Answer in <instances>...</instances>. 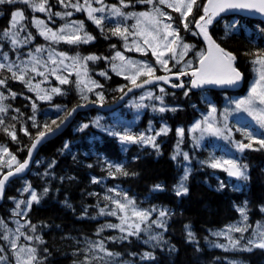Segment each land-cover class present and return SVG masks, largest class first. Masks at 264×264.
I'll return each mask as SVG.
<instances>
[{"label":"trees","instance_id":"obj_1","mask_svg":"<svg viewBox=\"0 0 264 264\" xmlns=\"http://www.w3.org/2000/svg\"><path fill=\"white\" fill-rule=\"evenodd\" d=\"M70 1L82 5L81 0H64V3L68 4ZM108 1L120 5L125 14L143 9L151 10L154 5L161 7L172 17L182 42L191 46L186 56H193L195 50L204 48L200 37L193 33H196L195 20L203 14L206 0H197L193 12L187 16L188 30L181 23L179 13L159 4V0H153L152 4L143 0ZM31 2L32 0L26 4L23 0H17L16 3L0 4V59L4 61L3 64H16L17 58H23L40 47L63 52L67 57L96 56L99 59L89 61L88 75L96 78L101 87H93L91 92L86 90L87 95L84 96H87V100H84L83 93L77 90L75 77L71 74L69 83L58 82L60 94L50 91L51 99L41 100L35 92L29 90L24 81L13 79L12 72L7 67L0 69V80L5 81L0 85V91L6 107L2 117L4 124L0 125V145L13 152L17 161L24 159L38 132L45 131V123L53 127V120L58 123L78 103L113 101L129 84L125 77L110 73L111 64L115 61L112 59L115 51L124 48L126 43L123 37L113 35L111 29L119 25L132 31L131 16L103 19L101 30L88 19L85 11H76L71 7V16H56L54 11H34L30 6ZM62 5L60 0H47L46 7L62 11L66 8ZM15 11H21L24 15L19 24L22 32L28 35L29 45L14 46L11 35H5L6 31L10 33L12 13ZM36 15H42L55 26L75 18L84 23V31L94 36V39L79 44L46 39L40 35L33 23ZM233 17H239V22L236 23L238 26L226 34L225 21H230ZM210 33L221 46L234 53L236 66L244 74L242 92L245 91L254 74L252 60L257 52L264 50V24L237 15L221 16L212 23ZM132 38L129 35L127 42ZM135 54L153 62L155 72L162 71L150 53ZM5 55L7 59L4 58ZM169 68L171 71L181 70L173 59H169ZM101 72L110 73L109 77L100 76ZM144 77L141 76L138 80ZM164 91L165 95L160 99H157V91L151 97H146L143 113L131 130H124L123 126L118 129L120 132L129 131L138 136L148 131L149 124L159 126L166 122L170 130L163 134L166 141L164 145L157 146L162 134L154 140V144L121 142L118 136L109 135L94 124L100 111L87 108L79 111L62 133L39 146L30 172L26 177L10 181L0 203V221L6 222L4 228L0 225V249L6 252L9 263L16 264L9 247V236L7 235V240L3 239L4 231L7 232L13 225L14 199L21 195L23 183L28 179L30 185L36 189L39 202L33 201L28 206L20 240L35 249L34 264H83L86 256L92 253L90 241L93 240L99 241L115 260L129 264H264V248L254 247L251 251L226 250L214 245L225 239L212 232L215 228L238 219L239 205L244 206L248 212V230L242 233L245 240L251 236L257 220H261L264 226V211L261 210L264 205V148L256 143V140L264 139V128L260 127L252 142L253 147L240 152V163L248 166L247 180L230 177L221 169L211 168L208 164L211 158L208 150L194 144V147L189 148L195 154L191 155L187 179L184 181L189 191L187 195L177 196L176 185L185 175L186 167L180 153L173 159V145L181 141L176 135V126L186 129L207 108L208 96L220 107L223 95L212 90L189 89L186 91L187 95L184 90ZM13 93L16 95L13 96ZM96 93L103 95L102 101ZM33 104L36 105L35 109ZM58 106L59 109L56 108ZM161 108L165 110L160 111ZM105 122L103 120L102 125ZM85 124L88 127L84 128ZM4 128L14 130L16 140ZM21 129H26L28 134ZM185 133L181 150L189 147V137ZM233 135L236 140L248 143L242 131L234 128ZM109 164L123 165L128 175L116 173L114 167L109 168ZM8 168L5 165L0 166V175ZM221 183L224 184L222 189ZM156 185L161 187L156 188ZM113 195L133 197L138 206L153 210L148 221L151 226L154 225L152 221L158 213H166L163 227H159L161 238L155 245L147 243L146 235L141 231L128 235L127 223L122 225L125 228L123 232L118 227H107L121 225L119 217L98 215L100 207L111 206ZM186 225L189 227L186 228ZM189 231L192 232V238L188 236ZM36 237L40 239L37 240ZM145 253L150 256L146 257ZM232 259L237 262L230 261Z\"/></svg>","mask_w":264,"mask_h":264},{"label":"snow or ice","instance_id":"obj_2","mask_svg":"<svg viewBox=\"0 0 264 264\" xmlns=\"http://www.w3.org/2000/svg\"><path fill=\"white\" fill-rule=\"evenodd\" d=\"M17 0H0V4L4 3H16ZM24 3H29L30 0H23ZM63 4L64 0H60ZM123 2V0H122ZM143 2L152 4L153 0H143ZM97 3H102V0H97ZM159 4L165 5L167 8H171L173 11L178 12L181 17V23L184 24L185 30H188V23L186 22V18L189 14L193 12L194 5L197 4V0H159ZM47 0H40L39 3H35V0H32L30 6L33 8L34 11L45 12L50 11V8H46ZM76 11H85L88 15V19L92 20L97 27H100L103 30V17L98 18L94 13H102L105 11L103 7L101 8H93L91 6L90 0H85L83 5L75 4L72 5ZM247 11L250 13H258L264 16V0H207V3L203 5V15L199 17V19L195 20L196 27L199 29V34L204 37V40L207 44V51H201L197 53L199 58V68L193 69L191 71V76L193 77L191 84L192 87H200L205 84L211 85H231L235 86L238 84L239 81L242 79V74L234 67V61L236 57L229 51H226L223 47H221L216 41L209 35L208 26L211 25L215 18L219 17L221 13L226 11ZM111 15L114 16H134L136 17V24L132 25V31H130L127 27L121 28L119 25L111 29L113 35H119L124 38L127 42L128 36L132 35L133 37H140L143 41V46L133 40V45L136 51L143 52L145 51V47L151 50V54L155 57L156 63L159 64L165 72L171 71L168 67L169 65V58L176 60L177 63L183 59L184 55L190 50L191 46L188 44H183L179 32L176 28L173 27L171 23H165L161 17H166L167 20L171 21L172 17L167 15L164 11L160 8L153 6V10L151 12H140L138 14H125L121 11L120 8L112 6ZM56 16H71V12H67L61 14L59 12L55 13ZM24 18V15L21 11H15L12 13V28H15L16 25L19 23L20 20ZM34 23L37 25L43 24L42 21L34 20ZM238 25L233 23L232 25L226 26V34L231 31L232 29L236 28ZM83 33V35H81ZM196 35L197 33H193ZM5 35H12V43L15 45L17 40L14 38V34L9 32H5ZM40 35L45 36L46 39H51L54 42L64 41L68 44H79V43H88L94 39V36L84 31V23L82 21H74L71 25L65 24L63 28L59 29L58 31H53L52 29L45 28L43 31L40 32ZM179 49V51H178ZM42 49L37 48L36 51L40 52ZM166 54H171L169 58H165ZM55 55L59 56L60 59L56 60L53 58V54L50 53L49 60L53 64L57 65H64L67 69L69 66L64 64V60L68 59L65 53H55ZM179 57V59H177ZM7 59V56L4 57ZM73 64L71 67L73 69H80L83 68V75H87V66L86 64H82L81 61H95L99 59L96 56H87V57H80L79 55L75 57H71ZM113 60L119 59L121 62H125V57L120 53L116 52L115 57L112 58ZM34 64L32 67L33 72H37L35 64L40 63L33 57ZM192 62L188 61V67H191ZM252 64L256 67L254 70L256 71L258 78L252 83L248 95L246 98L238 100L235 102V109L237 111H244L247 112L249 116L255 120L256 124H258L261 128H264V50H261L255 54V58L252 60ZM7 67L8 71L12 72V78L24 81L26 85H28L29 90H35L39 88V84L35 85V88L31 85L30 80L25 79V70L20 69L19 73L13 71V65L8 64L5 65L0 63V69H4ZM133 69L131 74L125 75V79L129 80L133 87L139 88L143 85L138 83L137 80L141 76H146L148 79L143 81V84L151 83L153 80H163L165 83H168V78L166 76H157L155 75V69L153 66L146 62H137L128 60L126 63H122L121 65H116L115 63L112 64L113 71H116L118 75L123 74L127 69ZM52 74L56 75L57 69L53 68L50 70ZM38 75L43 76V72H37ZM71 74V73H69ZM187 73L181 69L178 73L179 76L186 75ZM81 72L79 70L76 71V84L79 90L83 93L86 89L88 92L93 90V87H101V85L97 84L96 81L93 80H83L81 78ZM100 75H106V73L101 72ZM56 79L59 80L60 84H67L69 80L67 77L56 75ZM5 83L4 80H0V85ZM173 87H183V84L180 85H173ZM131 91V89H129ZM164 91V89H161ZM51 93L53 94H60L61 89L59 88H52ZM188 93L185 92V95ZM13 96L16 94L13 93ZM98 98L102 101L103 95L101 93H96ZM149 97L152 96V93L147 94ZM37 98L41 100H50L51 95L45 94L40 95L39 92L37 93ZM4 99L2 93H0V101ZM82 99L87 100V96L82 95ZM143 99V97H141ZM159 99V97H157ZM141 107L143 105H140ZM36 105L33 104V108L35 109ZM164 108H161L160 111H164ZM74 111V109H73ZM6 112V107L3 104H0V113ZM216 113V108L211 107L208 116L205 117L203 121L196 122L192 128L189 130L191 132H195L200 130L202 133H207L209 135L214 136H223L224 130L218 128L214 124V114ZM67 115H71V112H68ZM15 119V117H13ZM65 118L60 120V123L57 124L56 120L52 121V124L56 126V129L60 127L61 124L65 122ZM4 124V120L0 119V125ZM33 126H36L35 124ZM96 126L101 127L103 131H106L109 135L118 136L121 142H130V143H152L155 140L154 136L146 137L143 134L138 136L131 134L129 131L120 132L119 130H111L108 128H103L100 125L99 121H96ZM45 131H39L36 139L34 140L31 148L29 149V156L32 154V150L36 148L37 144L41 142L43 138L46 137L48 133L54 132L55 129L50 127L47 123L44 124ZM84 128L88 127L87 124L83 125ZM14 129V126H12ZM7 132L13 140H16L15 131H9L8 128L3 129ZM27 135L28 132L26 129H21ZM237 131H242V134L248 140V143H244L242 141L236 142V147L240 152H243L245 149H250L253 147V140L255 136L251 132L243 131L242 129H237ZM167 129H161V132L156 133V135H160L161 133H166ZM177 134L183 136V129H177ZM231 133L229 132L228 136H225V139L230 137ZM256 143L260 145L261 148H264V139L256 140ZM156 146V145H154ZM67 147V144L65 145ZM0 153H7L11 159L8 161V167L11 168L12 163L16 162V157L8 152V149L2 145H0ZM175 159V157H173ZM185 159H188L187 154H185ZM29 161L26 159L23 163H18V166L15 168V172L19 173L23 171L26 166L28 165ZM208 164L211 168L214 169H221L222 171L226 172L228 176L235 177L237 179L247 180L249 177L247 175V165L240 164L234 158H216L211 157L208 161ZM115 168L116 173H120L123 175H128L127 171H125L124 166L121 164H109V168ZM188 170H185V175L181 178V181L177 185L176 195H187L189 189L185 186L184 181L187 179ZM14 173L9 171L7 175L4 176L3 179H0V192L3 191L5 182L8 180L10 176ZM112 174L111 172L109 173ZM95 182V181H94ZM156 188H160V185H156ZM224 184L221 183L220 188L222 189ZM28 189H25L27 191ZM47 192V189H45ZM106 199H108L106 197ZM39 202V197L35 192L31 194V200L27 203L31 206V203ZM116 204L117 209L121 213H126L129 206L133 205V201L125 197V202H121L118 200L112 201ZM17 208H19V204H17ZM264 211V207L261 209ZM244 219L247 220L248 217L245 213V208L239 209ZM104 210L101 209V214H103ZM132 216L136 218V222L130 223L129 217L127 215L119 217L121 219V225H107V227L113 228H120L123 232L125 228L122 227L123 224L127 223L128 225V235H135L139 233L141 229V223H144L149 219L150 212L148 210H138L134 206L131 209ZM109 215H116V211L113 210L112 212L108 213ZM166 213L164 211L160 212V216L164 217ZM152 223L157 224L158 227H163L162 222H158L153 220ZM3 224V221H0V225ZM188 228L189 226H185ZM261 227L258 226L257 230L253 231V235L251 238L248 239V245L264 248V230H260ZM134 229V231H133ZM34 230V229H33ZM247 226L243 228L232 226L229 228V231H237V232H245L247 231ZM224 233H215V235H223ZM23 235V233H21ZM189 238H192V232H188ZM26 239L31 240L32 237H25ZM3 239L7 240L8 236L5 235ZM39 240V237H36ZM151 239H158V237H151ZM229 240L232 244L233 248H236L239 245L238 240H232L229 236ZM13 249L16 248V241H11ZM217 247H224L223 245H217ZM100 248L103 249V245H100ZM2 250V249H0ZM227 250V249H226ZM244 250L251 251V247L245 248ZM27 252L26 258L22 256L24 252ZM34 248H21L18 253H16L17 264H33V261L36 259ZM111 255V253H109ZM146 257L150 256L149 253L144 254Z\"/></svg>","mask_w":264,"mask_h":264},{"label":"rangeland","instance_id":"obj_3","mask_svg":"<svg viewBox=\"0 0 264 264\" xmlns=\"http://www.w3.org/2000/svg\"><path fill=\"white\" fill-rule=\"evenodd\" d=\"M39 2H40V0H35V3H39ZM81 3L83 5L85 3V0H81ZM90 3H91V6L93 8L103 7L105 9V11L102 13H94V15H96L98 18L103 17L104 19H109V18L117 19L118 16L111 15L110 10H111L112 6L120 8L122 11V8L120 5L111 3L108 0H102V3H97V0H90ZM75 4L76 3H74L73 1H70L68 4L63 3L62 6H65L66 8L63 9L62 11L58 10L57 8L53 9L52 7H50V11H54V15L57 12H59L61 14H64L67 12L73 13L71 7H72V5H75ZM158 8H160L162 11H164L161 7H158ZM152 10L153 9H151V10H139L137 12H129L128 14H138L140 12H151ZM164 12L167 13L166 11H164ZM167 15H169V14L167 13ZM34 17H35L34 20H38V21L43 22V24L37 25L36 23H34V20H33V23L36 26L37 31L39 33L41 31H43L45 28L52 29L53 31H58L59 29L63 28L65 24L71 25L72 22L78 21L75 18H72V19L67 20L62 25H56L55 26V25H52L50 22H47L45 20V17H43L42 15H36ZM131 17L133 18V25L136 24L137 18L134 16H131ZM48 19H50V18L48 17ZM161 19H163L165 23H171L173 25V27L176 28V26L173 24L172 20L169 21L166 19V17H161ZM50 20L54 21L52 19H50ZM224 21H223V23H224ZM238 22H239V19L234 17L230 21H225V25L226 26L232 25L233 23H238ZM10 33L14 34V38L17 40V43L15 45L12 43L14 46H19L20 44H24V45L30 44L28 35L26 33L22 32L19 23L16 25L15 28H12V26H11ZM81 35H83V33H81ZM11 37L13 38L12 35H11ZM134 39L136 40L137 43H139L141 46H143V41L140 37H133L130 41L125 43V49L126 50L136 51L135 47L133 45ZM182 43L186 44L184 42H182ZM40 48L42 49L40 52H37L36 51L37 48H36V49L30 51L28 54H26L23 58H17L16 64L14 62L8 63V64H12L13 65V71H16L18 73H19L20 69H24L25 70V79L31 81V85L33 86V88H35V85L39 84L38 89L32 90L36 94L39 92L40 95H45V94L49 95V92L51 91L52 88H54V87L58 88L57 84H58L59 80L56 79V75H61V76L67 77V79H69L70 75L73 74L75 77V84H76V80H77L76 71L77 70H79L81 72V74H82L81 78L83 80L87 81L90 79V80L96 81L94 78L90 77L88 74L86 76L83 75V71H84L83 68L73 69L71 67V65L73 64L71 57H68V59L64 60V64L69 66L66 69L64 67V65L53 64L49 60L50 53L53 54L54 59L59 60L60 57L55 55V53H59V52H57L55 50H44L42 47H40ZM178 51H179V49H178ZM201 51L202 50L197 49V50H195L194 55L189 56V57L186 56L187 54L184 55L183 59L180 60V62L178 63L179 68L184 69V70L194 68L197 60L199 59L197 56V53L201 52ZM116 52H120L125 57V62H121L119 59H116V61L114 63L118 66L121 65L122 63H126V61H128V60H131V61H137V62H146V63L150 64L151 66H153V68H154L153 63L147 59L140 58L139 56H136V55H128L123 50H117ZM116 52L114 53V57H115ZM136 52H139V51H136ZM145 52H149L151 54V50L146 48V47H145V51H143V53H145ZM170 55L171 54H166L165 58H169ZM33 57H35L36 60H38L40 62L38 64H35V67L37 69V72H43L44 73L43 76L38 75L37 72L32 71V67L34 64ZM73 57H75V56H73ZM82 57H87V56H82ZM177 59H179V57H177ZM188 61L192 62L191 67H188ZM175 62H176V60H175ZM0 63H4V61H2L0 59ZM81 63L86 64L87 71H88L89 61H83L82 60ZM159 67L162 69V67L160 65H159ZM168 67H169V65H168ZM256 67H258V66H254L253 68L255 69ZM53 68L57 69L56 75L52 74V72L50 71ZM111 70L114 74H117L116 71H113L112 65H111ZM132 71H133V69L129 68L123 74H120V75L125 76L128 74H131ZM253 71H254L253 77L248 82V86H247V89L245 90V92L235 93V94H225L223 96V100H222L220 107L216 104V102L213 98H211L210 96L207 97V103H208L207 108L205 110H202L200 115H198L187 126L186 130H187L188 136H189V143L188 144L190 146H192V144H194V143H197L199 145H203L207 148L208 153L210 154L211 157L234 158L237 160L238 163H240V161H239L240 160V151L236 147V142L240 141V140L235 139V137L233 135L234 128L235 129H242L243 131H247V132H251L254 134L255 137H257V135L259 133V129H260V126L258 124H256L255 120H253V118L251 116H249L247 112H244L242 110L237 111L235 109V102L247 97L252 83H254L255 80L258 78L256 71L255 70H253ZM69 73H71V74H69ZM103 73H105V72H103ZM104 76L106 77L107 73ZM96 83H97V81H96ZM76 88L79 92H81L79 90V88L77 87V84H76ZM161 89H164V87L158 86L157 89L148 88V89L141 91L140 93L138 92V93L130 96L129 98H127L123 102V104L120 108L115 109V110H112V109L107 110L108 112H104V113H98L94 119V124L96 125V121H99L100 125L103 128H108L111 130H118L119 126L122 125L124 127V129L131 130L134 123L139 120V117L141 116V114L143 112L144 103L146 101V97L148 96L147 94L149 92L153 94L155 91H157L158 92L157 97H159V99H160V98H162V96L165 95V91H161ZM187 90H188V87L184 91L186 92ZM85 91H86V89L83 91V95H87V93H85ZM0 93H2V92L0 91ZM141 97H143V99H141ZM0 104L4 105L3 100L0 101ZM140 105H143V106L141 107ZM211 107L216 108V113L214 114V124L216 127L224 130L223 136L209 135L207 133H202L200 130H197L195 132L189 131L196 122L203 121L205 119V117L208 116ZM56 108L59 109V106ZM2 117H3V113H0V119H2ZM103 120L106 121L105 122L106 124L102 125ZM164 128H166L168 130V124H166L165 122L163 124H161V126H155L153 124H149L148 131L143 132V135L146 137L154 136L156 138L158 136V135H156V133L161 132V129H164ZM177 129H180V128L178 127ZM229 132L231 133L230 137L228 139H225L224 137L228 136ZM144 144H150V143H144ZM2 146H4V145H2ZM180 147H181V145L178 144V148H180ZM9 153H11V152H9ZM11 154L15 156V154H13V153H11ZM185 154H184V156H185ZM10 159H11V157L7 153H0V166L5 165L6 167H8V161ZM13 164H15V162H13L12 165ZM186 164H187V166H186L185 170L186 169L188 170L189 169L188 159H187ZM184 184H185V182H184ZM177 185H176V189H177ZM25 189H28V190L25 191ZM32 192H35V188L31 187L29 185V180L26 179L24 181L22 189L20 190L21 195L14 199V206L12 208L13 225L9 228V230L7 232L4 231V234L9 236V239H10V242H9L10 246L9 247L12 250L13 259L16 262V264H17L16 253H18L21 248H24L25 250L27 248H30L29 245L23 244L21 242L20 234L22 231V227L25 224L24 217H25L27 208L29 206L27 202L29 200H31ZM127 198L133 201V205L129 206L126 213H121L119 211V209H117L116 204H114L112 202L110 207H100L98 215L100 217L110 216L108 213L115 210L116 215H112V216L120 217V216L127 215L129 217V222L134 223V222H136V218L132 216V212H131V209L133 206L138 210H148L150 212V216L153 214V212H154L153 210L139 207L134 202V199L132 197H127ZM113 200L125 202V197H122L120 195H113L112 201ZM17 204H19V208H17ZM22 204H23V206H22ZM262 207H264V205ZM237 208L240 209V208H245V207L239 205V206H237ZM101 209L104 210L103 214H101ZM245 213L248 217V212L246 210H245ZM150 216H149V219H150ZM149 219L147 221H145L144 223H141V229H142L141 232H143L146 235L147 243H149L151 245H155L157 243V241L161 238L162 232L159 229V227L157 226V224L154 223V225H152V226L149 225V223H148ZM153 220L158 221V222H162V224L164 223V217H161L160 213H158L156 215V218ZM2 221H3V224L1 225V227L4 228L6 225V222L4 220H2ZM246 221L247 220H245L244 216H242L240 213V217L238 219L231 221L222 227L215 228L212 231L213 234L215 235V233H218V232L224 233L223 235H219V236L224 237L225 240L216 242L214 245L215 246L223 245L224 248L233 249V250L238 249V248L245 249L248 247H251V249H253L254 246L248 245V239L252 237L253 231L257 230L258 226H262L261 220H257L255 222V224L253 226V230L251 232V236H248V238L246 240H245V238L241 232L229 231V228L232 226L239 227V228L246 227V225H247ZM260 230H263V227H261ZM229 236L232 238V240H238L239 241V245L236 248L232 247V244L229 240ZM151 237H158V239H151ZM12 240L16 241V248L15 249H13V247H12V244H11ZM90 242H91V246H92L91 247L92 253H91V255L86 256V260H84L83 264H129V263L119 262V261L115 260L114 257L112 256V254L109 255V253H110L109 251H107L104 247H103V249L100 248L101 243L99 241L93 240ZM22 256H24L26 258L27 252L25 251L22 254ZM6 258H7L6 252L4 250H2V256L0 257V264H10ZM230 261L237 262L234 259H232Z\"/></svg>","mask_w":264,"mask_h":264},{"label":"water","instance_id":"obj_4","mask_svg":"<svg viewBox=\"0 0 264 264\" xmlns=\"http://www.w3.org/2000/svg\"><path fill=\"white\" fill-rule=\"evenodd\" d=\"M205 3H207V0H206ZM229 14H239V15H242V16H245V17H249V18H253V19H258V20H261V21L264 22V16H262V15H260V14H258V13H254V12H253V13H250V12H247V11H235V10H232V11H226V12H224V13H221L220 15H229ZM217 18H218V17H217ZM217 18H215V19H217ZM210 26H211V25L208 26V32H209V35H211V33H210ZM195 28H196V30H197V32H198V34H199V29L196 27V24H195ZM211 36H212V35H211ZM199 37H200V39L202 40V42L204 43V46H205V51H204V52H206V51H207V44H206V42H205V40H204V37H203L202 35H200V34H199ZM212 38L214 39L213 36H212ZM214 40H215V39H214ZM215 41H216V40H215ZM216 43H218V42L216 41ZM218 44H219V43H218ZM219 45H220V44H219ZM220 46H221V45H220ZM221 47H223V46H221ZM223 48H224V47H223ZM224 49H225L226 51H229V50H227L226 48H224ZM229 52H231V51H229ZM231 53H232V52H231ZM232 54L234 55V53H232ZM234 56H235V55H234ZM235 63H236V60L234 61V67H236V69L242 74V79H241V81H239L238 84L235 85V86H231V85H211V84H205V85H202V86H200V87H195V88H194V87H192V84H191V81H192V79H193V77L191 76V71H192L193 69H191V70H186L185 72H186L187 74H186V75H183V76H179V75H178V72H168V73H160V74H157V76H166V77L168 78V83H165L163 80H160V81L153 80L151 83L143 84V81H144L145 79H148V77H146L145 79H143V80H141V81L138 82V83H140V84L143 85L142 87L136 88V87H133L132 85H130L129 87H127V88L122 92V94H120V95L118 96V98H117L115 101H113V102H111V103L102 104V105H101V104H97V103H85V104H77V105L73 106V107L68 111V112H71V115L69 116V115L66 114V115L63 117V118L66 117L65 122H64L63 124H61L60 127H59L58 129H56V126L52 127L53 129H55L54 132H52V133H48V134L46 135V137L43 138V139L41 140V142L37 144L36 148L32 150V154H31V156H29V149L31 148V146H32L34 140L36 139V136H37V135L34 137L32 143H31V145H30V147H29V149H28V152L26 153L25 158L20 162V163H23V161L26 160V159L29 161L28 165L26 166V168H25L23 171H21V172H19V173H16V172H15V168L18 166V165H16L14 168H12L11 170H8V171L4 172V173L1 175L0 179H3L4 176L7 175V173H8L9 171H12V172L14 173V174H13L12 176H10V177L8 178V180L5 182L4 189H3L2 192H0V203H1L2 200H3L4 194H5V190H6L7 185L9 184V182H10L11 180H13L14 178H16V177L25 176V175L29 172V170H30V168H31V166H32V164H33V160H34V158H35V156H36V153H37V151H38L39 146H40L43 142H45L46 140L52 138L53 136H55V135H57V134H59V133H62V132H63V131H64V130L70 125V123L73 121V119L75 118L76 114H77L79 111H81V110H85V109H87V108H91V107H96V108H98V109H100V110H103V111H107V110L114 109V108H116L117 106L121 105V104L126 100V98H127L128 96H130L133 92H138V91L142 90L143 88L151 87V86H154V85L159 84V83L164 84L166 87H168V88H170V89H172V90L179 91V90H182V89L185 87V84H184V78H190L189 85H190V87H191L192 89H195V90H197V89H202V88H210V89H215V90H221V89H222V90H233V91H235V90H238V89L242 86V84H243V72H242V71H241V70L235 65ZM196 68H199V60H198V63H197V67H196ZM196 68H195V69H196ZM172 81H176V82L174 83V82H172ZM180 84H183V87H173V85H180ZM129 89H131V91H129ZM73 109H74V111H73ZM59 123H60V122H59ZM59 123H58V124H59Z\"/></svg>","mask_w":264,"mask_h":264},{"label":"flooded vegetation","instance_id":"obj_5","mask_svg":"<svg viewBox=\"0 0 264 264\" xmlns=\"http://www.w3.org/2000/svg\"><path fill=\"white\" fill-rule=\"evenodd\" d=\"M161 138H163V137H161ZM165 143H166L165 140H163V141L160 142L161 145H164ZM173 148H174V147H173ZM174 150H175V148H174Z\"/></svg>","mask_w":264,"mask_h":264}]
</instances>
